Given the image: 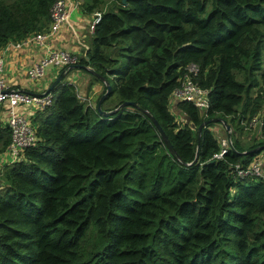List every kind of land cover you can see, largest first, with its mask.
<instances>
[{
  "label": "trees",
  "instance_id": "obj_1",
  "mask_svg": "<svg viewBox=\"0 0 264 264\" xmlns=\"http://www.w3.org/2000/svg\"><path fill=\"white\" fill-rule=\"evenodd\" d=\"M54 1L0 0V48L45 31ZM126 1L79 5L100 18L76 65L116 110L61 79L36 141L0 167V264H264V179L234 172L264 151L240 137L256 113L264 133V0ZM190 63L205 111L170 101Z\"/></svg>",
  "mask_w": 264,
  "mask_h": 264
},
{
  "label": "built area",
  "instance_id": "obj_2",
  "mask_svg": "<svg viewBox=\"0 0 264 264\" xmlns=\"http://www.w3.org/2000/svg\"><path fill=\"white\" fill-rule=\"evenodd\" d=\"M79 0H55L51 7V21L48 28L39 33L30 35L33 42L42 43L54 34L69 17L70 11L78 7ZM100 12L95 11L93 21L90 27L99 20ZM24 38L13 42L19 46ZM78 56L67 49L51 50L47 55L34 62L27 68V75L30 79H37L44 74L47 66L52 65L58 68L68 70L77 64ZM199 72V66L196 63H190L186 66V72L180 78L179 84L171 93V101L185 100L193 103L199 109L205 111L209 106L208 89L201 87L195 80V76ZM261 93L264 100V83L261 85ZM53 95L50 92L36 94L10 87L4 74L3 58L0 55V103L8 104V126L10 129V141L6 146V150L10 153L12 161L21 157L24 149L32 145L36 139V126L23 114L14 110V106L21 103L24 106H32L36 108H44L51 104ZM262 125L260 113L254 114L249 122L248 127ZM229 128L225 130L226 136L218 137L220 148L213 154V157L221 158L228 149L233 147V139L228 135ZM234 172L239 176H255L264 179V162L259 154L247 164L242 166L235 164Z\"/></svg>",
  "mask_w": 264,
  "mask_h": 264
},
{
  "label": "crops",
  "instance_id": "obj_3",
  "mask_svg": "<svg viewBox=\"0 0 264 264\" xmlns=\"http://www.w3.org/2000/svg\"><path fill=\"white\" fill-rule=\"evenodd\" d=\"M94 12L89 14L83 13L80 10V7L71 10L67 21L61 25L59 30H57L42 43L33 42L30 40L32 35L28 34L24 37V41L21 42L19 46H16L13 43L15 41H9L7 44L1 47L0 55L3 58L4 74L9 86L36 94L46 92H50L52 94L50 91L52 87L50 89L49 87L62 71H64L65 74L61 79L70 82V79L67 76L73 66L68 70H64L56 66L49 65L45 68L43 76L37 79H30L28 77L27 68L34 62L47 55L51 50L61 48L67 49L77 55L78 58L84 55L85 49L90 43L83 42L82 37L86 36V32L90 37L92 35L93 28L90 27V24L93 21ZM70 83H72L74 87L77 88L79 93H85L87 99L90 100L89 103L91 104L96 101L97 96H99L102 90L101 83L93 81L89 75V72L87 71H85V73L82 75V83ZM175 103H173V108L175 107ZM44 108L24 106L21 103L14 106V110L28 117L33 125H35V123L33 122L32 117L37 111L43 110ZM176 113H178V111H176ZM7 120L8 104L3 102L0 103V126L8 124ZM8 162H12V157L5 148V150L0 151V167Z\"/></svg>",
  "mask_w": 264,
  "mask_h": 264
},
{
  "label": "rangeland",
  "instance_id": "obj_4",
  "mask_svg": "<svg viewBox=\"0 0 264 264\" xmlns=\"http://www.w3.org/2000/svg\"><path fill=\"white\" fill-rule=\"evenodd\" d=\"M80 1L79 0V3H78V7L80 5ZM77 7V8H78ZM86 36L85 37H82V40L83 42H86V43H90L91 42V37L88 35V33L86 32L85 33ZM55 70V69H54ZM83 73H85V70L83 71V69L81 68H72L70 71H69V74L67 77H69L70 79V82H75V83H82V75ZM90 75V74H89ZM102 85V84H101ZM76 89V92H77V95L78 97L81 99V100H86L87 102H89L90 100L87 99L86 97V94L81 92L79 93L77 91V88ZM84 89V88H83ZM102 91V90H101ZM106 91V90H105ZM104 93V92H103ZM100 92L99 96H101V94H103ZM99 96H97L96 98V102L99 98ZM171 101V100H170ZM173 103H175V101H171V104H172V107H173ZM247 122H243L241 123V126L245 125V127H243V131L241 132L240 134V137H241V140L247 144V143H252L254 139L256 140H259V139H264V133L262 132V128L261 126H255V127H248ZM215 133L217 134L218 137L220 136H226L224 135V130H223V127L222 125H220L219 123H216L215 125H213L211 127ZM223 133V134H221ZM259 154V157L263 160L264 162V151H261L258 153Z\"/></svg>",
  "mask_w": 264,
  "mask_h": 264
},
{
  "label": "water",
  "instance_id": "obj_5",
  "mask_svg": "<svg viewBox=\"0 0 264 264\" xmlns=\"http://www.w3.org/2000/svg\"><path fill=\"white\" fill-rule=\"evenodd\" d=\"M122 2H123V4H126V0H122ZM74 67H78L79 68V66L78 65H74L72 68H74ZM87 69H89V71L90 72H92V73H94L95 74V72H94V70L91 68V67H87ZM64 74H65V72L64 71H62V72H60V74L57 76V78L52 82V84L50 85V87H49V89L59 80V79H61L62 77H64ZM107 84V87H106V91L103 93V94H101V96H99V98H98V100H97V102H96V108H97V111L99 112V113H101V114H109V113H113L115 110H116V108L115 109H112V110H109V111H105V110H103L102 108H101V102H102V100L104 99V97L106 96V94L109 92V90H110V85L108 84V83H106ZM122 105H124V104H131V105H134L135 104V102H133V101H124V102H122L121 103ZM151 118H152V120H153V122H154V124L156 125V127L158 128V130L160 131V133L162 134V135H164V133H163V131H162V129H161V126L159 125V123L157 122V120L154 118V116H151ZM215 119V118H214ZM207 121V120H206ZM206 121L205 122H203L199 127H198V129H199V131H200V129H201V127H202V125L204 124V123H206ZM170 146V145H169ZM264 145H261V146H259L258 148H256V149H261V147H263ZM255 149V150H256ZM248 151H250V150H248ZM248 151H243L242 153H246V152H248Z\"/></svg>",
  "mask_w": 264,
  "mask_h": 264
}]
</instances>
